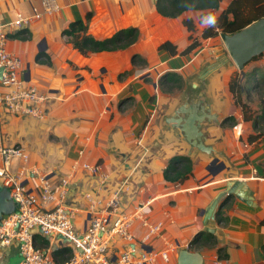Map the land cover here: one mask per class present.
<instances>
[{
  "label": "crops",
  "instance_id": "crops-1",
  "mask_svg": "<svg viewBox=\"0 0 264 264\" xmlns=\"http://www.w3.org/2000/svg\"><path fill=\"white\" fill-rule=\"evenodd\" d=\"M156 1L58 0L59 12L9 33L8 48L24 60L27 82L47 98L43 119L2 111L4 144L26 148L29 171L46 174L52 181L71 175L65 201L80 229L90 218L87 193L108 199L122 188L120 205L126 214L145 203L147 218L163 222V234L151 242L152 247L170 253L169 261L158 257L153 264H176L179 249L210 227L217 231V243L192 250L201 253L203 264H264V135L256 143L247 142L254 129L244 121L229 90L237 67L220 34L200 38L202 46L187 55L160 50L164 40L180 48L189 44L185 19H193L195 35L208 22L202 21L198 10L163 16ZM34 7L41 10V1L0 0L3 21L17 14L32 15ZM75 20L87 21L89 33L98 39L130 27L138 30V39L125 49L84 55L62 34ZM39 52L47 54L42 59H49V64L37 62ZM135 55L139 60L133 63ZM258 61L247 68L261 66ZM170 71L182 76L180 85H160L159 78ZM198 101L217 117L204 121L201 128L211 153L192 147L171 121L180 107ZM229 116L236 123L222 124ZM177 154L189 155L194 162L193 175L181 184L163 177L164 167ZM215 158L219 160L213 169L222 162L224 168L213 174L209 167ZM83 163L100 165V172L94 175ZM37 178L28 172L23 179L27 190H37ZM227 190L230 195L216 210L221 208L227 222L218 224L216 213L214 219L208 218V208ZM132 232L138 239L144 232L138 217ZM12 247L17 252L11 253L20 257L17 245L6 248ZM126 247L116 238L111 251L119 254ZM219 248L227 258L218 257Z\"/></svg>",
  "mask_w": 264,
  "mask_h": 264
},
{
  "label": "built area",
  "instance_id": "built-area-1",
  "mask_svg": "<svg viewBox=\"0 0 264 264\" xmlns=\"http://www.w3.org/2000/svg\"><path fill=\"white\" fill-rule=\"evenodd\" d=\"M40 1L41 10L34 7L32 15L17 14L9 21H3L0 8V181L19 204L17 212L4 215L1 220L0 249L17 245L21 256L17 264H153L158 257L169 261L168 251L152 247L151 242L163 234V222L147 218L145 203L126 214L120 205L122 188L108 199L87 193L90 218L86 228L80 229L75 225L73 210L65 201L71 175L52 181L46 174L29 171L25 165L29 160L26 148L19 144H4V109L36 119H43L46 114V93L27 82L24 60L8 48L9 33L24 29L33 19L53 15L61 9L58 0ZM82 166L94 175L100 172V165L83 163ZM28 172L38 174L35 192L27 190L23 184ZM135 217L141 220L144 228L139 239L132 232ZM36 234L49 239V248L35 244ZM116 238L127 243L119 254L111 251ZM63 244L72 249V255L59 263L53 259L51 250Z\"/></svg>",
  "mask_w": 264,
  "mask_h": 264
},
{
  "label": "trees",
  "instance_id": "trees-1",
  "mask_svg": "<svg viewBox=\"0 0 264 264\" xmlns=\"http://www.w3.org/2000/svg\"><path fill=\"white\" fill-rule=\"evenodd\" d=\"M223 1L157 0L156 7L158 12L166 17H178L187 10H198L202 12L200 16L203 22L207 21L209 16L215 18V22L208 23L200 35H195L197 29L193 19H185L184 24L191 32L189 44L180 48L170 40H164L158 45V48L166 50L172 56L177 54L187 55L202 46L200 38H213L220 33L233 34L264 17V0H230L225 6L222 5ZM89 17L90 14H87V20ZM62 34L68 37L76 49L86 55L88 53L125 49L137 41L139 32L134 27L122 28L112 36L98 39L89 33L87 21L75 20L69 23L68 27L62 31ZM263 55L254 57L246 64L243 70L239 71L237 69L229 79V90L234 101L241 108L244 121L251 122L254 129V133L247 135V142L250 144L258 142L264 135V129H258L261 123L264 122V106L261 112H258L249 103L252 92L258 89L261 84H264V68L257 65L249 68L247 66L251 62L260 60ZM45 56L47 57L45 52H39L36 56L37 62L49 64V59L46 61L42 59ZM138 57V55H135L132 58V62L136 63L139 60L137 59ZM182 81V76L175 71L167 72L159 78V83L162 86L166 82L180 85ZM235 123L236 118L234 116H229L222 122V124L228 125H234ZM193 167L194 162L191 156L177 154L172 156L164 167L163 177L168 182L181 184L193 175ZM216 222L218 224L227 222V217L223 215L221 208L216 213ZM261 223L264 224V218ZM215 243H217V236L214 233L203 230L194 235L188 247L190 250H198L201 246H210ZM35 244L40 248L47 249L50 246V241L36 234ZM51 255L57 262L64 263L71 257L72 249L63 244L51 250ZM218 257L220 259L227 258V253L223 248L218 249Z\"/></svg>",
  "mask_w": 264,
  "mask_h": 264
},
{
  "label": "water",
  "instance_id": "water-1",
  "mask_svg": "<svg viewBox=\"0 0 264 264\" xmlns=\"http://www.w3.org/2000/svg\"><path fill=\"white\" fill-rule=\"evenodd\" d=\"M223 44L239 71L243 70L246 64L254 57L264 54V17L252 22L241 30L233 33H220ZM29 71H27L28 79ZM1 75V70H0ZM177 115L171 119L175 127L179 128L184 139L197 149L211 153L212 146L204 143L202 124L204 121L217 120L216 115L211 114L210 108L202 101H198L189 108L180 107ZM218 158L212 160L209 170L214 174L216 170L224 168V163L216 165ZM231 191H222L208 208V218L214 219L217 208L222 205L223 199L230 195ZM19 204L12 198L9 188L0 183V223L4 215L17 212ZM208 232L216 234L215 228H208ZM18 263L20 257H16ZM176 264H203V257L200 252L192 251L188 247L180 248L177 253Z\"/></svg>",
  "mask_w": 264,
  "mask_h": 264
},
{
  "label": "rangeland",
  "instance_id": "rangeland-1",
  "mask_svg": "<svg viewBox=\"0 0 264 264\" xmlns=\"http://www.w3.org/2000/svg\"><path fill=\"white\" fill-rule=\"evenodd\" d=\"M260 60L261 61H258L257 63L264 68V55ZM249 103L252 108L257 107V111L261 112V109L264 106V84H261L258 89L252 92L251 98H249ZM258 129H264V122L261 123ZM11 252H17V249L15 247H12L10 250L7 248L0 249V264H17V258L15 257V254H12Z\"/></svg>",
  "mask_w": 264,
  "mask_h": 264
},
{
  "label": "clouds",
  "instance_id": "clouds-1",
  "mask_svg": "<svg viewBox=\"0 0 264 264\" xmlns=\"http://www.w3.org/2000/svg\"><path fill=\"white\" fill-rule=\"evenodd\" d=\"M207 21H208V23H214V22H215V18L212 17V16H209V17L207 18Z\"/></svg>",
  "mask_w": 264,
  "mask_h": 264
}]
</instances>
